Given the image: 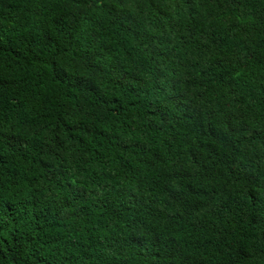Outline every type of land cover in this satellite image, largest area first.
<instances>
[{
  "label": "trees",
  "instance_id": "trees-1",
  "mask_svg": "<svg viewBox=\"0 0 264 264\" xmlns=\"http://www.w3.org/2000/svg\"><path fill=\"white\" fill-rule=\"evenodd\" d=\"M0 264H264V0H0Z\"/></svg>",
  "mask_w": 264,
  "mask_h": 264
}]
</instances>
